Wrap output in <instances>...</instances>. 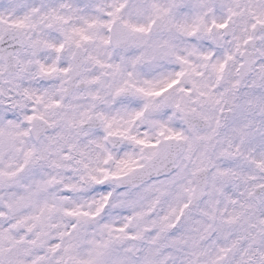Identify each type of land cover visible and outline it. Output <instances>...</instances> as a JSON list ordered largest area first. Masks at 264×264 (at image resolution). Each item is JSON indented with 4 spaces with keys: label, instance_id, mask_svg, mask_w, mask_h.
Returning <instances> with one entry per match:
<instances>
[{
    "label": "snow or ice",
    "instance_id": "snow-or-ice-1",
    "mask_svg": "<svg viewBox=\"0 0 264 264\" xmlns=\"http://www.w3.org/2000/svg\"><path fill=\"white\" fill-rule=\"evenodd\" d=\"M0 264H264V0H0Z\"/></svg>",
    "mask_w": 264,
    "mask_h": 264
}]
</instances>
